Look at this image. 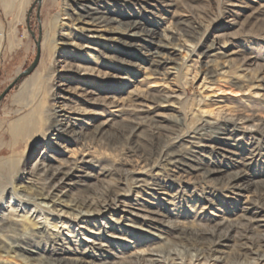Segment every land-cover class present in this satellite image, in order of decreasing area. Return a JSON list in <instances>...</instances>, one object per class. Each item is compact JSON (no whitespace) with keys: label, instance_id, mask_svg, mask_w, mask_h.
Masks as SVG:
<instances>
[{"label":"rangeland","instance_id":"1","mask_svg":"<svg viewBox=\"0 0 264 264\" xmlns=\"http://www.w3.org/2000/svg\"><path fill=\"white\" fill-rule=\"evenodd\" d=\"M33 4L34 0L5 3L0 0V94L31 65L36 55V41H39L40 53L34 71L21 78L0 102V198H3L2 204L10 206L3 205L0 209L1 244L14 243L24 234L15 230L14 223L2 221L13 207L18 218H25L21 222L23 231L32 234L26 247L29 246L32 251L29 256L34 258L50 255V249L64 255L74 250L88 252L91 244L84 239L105 245L95 246L99 252L91 253L99 263L110 262L114 255L126 257L133 252L158 248L161 242L157 238L123 226L121 213L106 211L107 219L99 221L92 217L90 223L51 220L52 217L41 213L25 198L11 195L9 190L3 193L5 187L17 180L30 193L45 187L38 176L27 174L38 163L58 166L79 158L91 163L77 173L83 176L80 181H69L78 182L66 187L69 197L80 199L105 186L123 194L119 201L109 202L110 208L117 205L126 210L131 207L152 211L181 228H212L224 220L244 223L243 215L246 218L254 215L250 212L255 209L245 211L251 207L250 199H256L253 190L237 194L223 188L222 182L225 176L237 171L246 173L249 184L264 182V138L256 133H243L241 124L224 126L219 120L220 116L247 114L264 119V83H256L257 73L241 71L244 59L252 63L248 70L264 67V0H89L77 6L72 0H42L39 6ZM71 10L77 14L96 10L97 15L110 11L109 16L118 21L113 23L114 27L124 28L136 23L131 33L142 36L104 34L101 39H95V34L69 35L72 28L66 14ZM165 36L179 43L182 52L158 48L156 44L164 42ZM52 41L60 43L56 46L59 50L51 51ZM64 41L76 46L64 47ZM212 41L218 50L208 52ZM216 52L234 54L231 62L225 63ZM82 59L90 60L93 65H87ZM211 60L216 63H210ZM66 65L95 66L98 70L92 77H83L64 71L62 67ZM53 78H57V83L65 80L74 91L81 88L93 94L94 99L88 104L76 103L90 113L87 114L91 118L90 125L111 118L117 126L107 127L101 140L88 141L92 128L83 129L88 141L85 147L74 142L69 134L53 135L52 131L56 132L50 131L51 122L45 121ZM139 94H167L174 98L163 104L164 107L137 113L139 107L132 100ZM118 111L121 115L115 117ZM157 113L173 116L177 121L157 122L154 117ZM199 118L202 124L197 128ZM29 119L33 122L31 128L20 134L18 127ZM128 119L144 122L140 131L147 140L151 138V128L159 123L171 129L173 136L181 133L183 139L165 142L166 151H181L185 156L182 163L221 170V173L207 182L191 168L158 158L156 149L142 139L132 138L127 142L120 133L126 130L123 126H127ZM192 135L211 148H191ZM133 178L140 181L132 184ZM147 183H154L156 187L150 190L145 187ZM254 216L261 218V214ZM45 217L57 226L55 229L61 237L69 240L56 244L45 240L44 234L35 229L36 221L43 222ZM108 218L119 223L114 224ZM252 225V236L264 232V224ZM166 232L165 236L176 242L173 239L176 233ZM231 236L227 252L233 253L239 251L244 241L235 238V233ZM167 250L183 253L179 245ZM0 264L24 263L0 250Z\"/></svg>","mask_w":264,"mask_h":264},{"label":"bare ground","instance_id":"2","mask_svg":"<svg viewBox=\"0 0 264 264\" xmlns=\"http://www.w3.org/2000/svg\"><path fill=\"white\" fill-rule=\"evenodd\" d=\"M2 1L5 3L9 2L10 0ZM86 1L89 0H72V4H76L75 6H77L79 5V2L83 3ZM28 3L29 1L24 4L28 5ZM262 9H264V5H262ZM96 12V10L84 11V14H77L76 12L71 10L70 14H66L69 17L68 20L70 21L72 28V32L70 31L69 35L71 33L78 34V36H84L83 34L86 33L95 34V39H101L104 34L128 37L142 36V34L131 33V31L137 27L136 23H134V25H127L124 28L114 27L113 23L118 21L116 18H112L109 16L111 14L110 11L106 13H100V15H97ZM63 35L67 36L68 34ZM174 35H176V33H174ZM163 40L164 42H159L156 44L158 48L164 49L168 52H182L180 51L181 45L173 41L171 37L165 36ZM59 44V42L52 41L50 44L51 51L55 52L59 50L58 48H56V46ZM64 45V47L76 46L70 41H64ZM215 45L216 44L214 41L210 42V44L208 45V52H214L215 50L217 51L218 49L216 48L217 46L215 47ZM84 48H90V50L92 51L97 50L95 47ZM186 51H190V54H193L191 53L192 51L188 48H186ZM215 54L221 55L222 58H224L223 62L229 63L232 59L230 57L234 53L225 54L221 52H216ZM156 56L159 57V53ZM81 61L87 63V65H93L90 60L82 59ZM210 63H216V60H211ZM251 65L252 63L251 61H249V59L242 60L241 67H243L244 69H242L241 71L246 73H257L258 76L256 77V83H264V67L256 66L253 69L248 70L249 68H251ZM62 69L71 74H81V76L83 77H92V74H95L98 70V68L95 66L93 68V66L80 65H66L64 68L62 67ZM20 74L21 73H19V75ZM47 79H51L50 75H48ZM56 80L57 78H53L52 86L51 88H49V93L51 94V103L45 111V121L51 122L50 131L54 130L56 132L55 134L52 131L53 135L56 136L61 132L69 134L74 142H78L80 146L85 147L86 145H88L89 140L103 139L105 137V132H107V127L117 126V124H115V122H113L111 118L105 119L104 121H101L98 124L90 125L91 118L87 115L90 113L77 106L76 103L83 102L85 104H88V102L92 100L93 94L90 91L85 92V89L81 88L77 89V91H74V89L68 87L65 80L60 81V83L55 82ZM258 87L259 86H257V88ZM171 98L174 97H171L167 94H139L136 95L134 97V100L132 101L133 103H137L139 109H137L135 112L138 113L143 112V109L146 111L151 109L155 110L158 107H164L163 104L168 103ZM120 115V111H118V114L114 116L120 117ZM154 117L157 119V122H164L169 119L177 121V119L170 115H162L157 113L154 114ZM200 120V118L197 120V128L202 124ZM31 121L30 119L25 120L24 124L18 127L20 128L18 129L20 130V134H23V132L26 133L27 129L29 130L31 128V123L33 124V122ZM219 121L220 123L224 124V126H236L238 124H241L242 126L240 125V128L243 133H256L260 135L261 138H264V119H257L256 116L247 114L231 116L229 118L220 116ZM127 123V126H123V128L127 127L126 130L120 133L124 140H126L127 142H129L132 138L142 139L144 142H146L147 145L156 149L155 153L157 154L156 156L158 158L160 157L161 159H164L163 161H168V163L171 162L176 164L178 162L179 164H182V166L191 168L194 171L199 172L200 178L207 182L213 180L216 174L221 173V170L213 168L202 169L199 168L200 166L192 167V165H186L187 162L182 163V161L185 160L183 152L166 151V146H168L166 144L168 142L167 140L173 142L176 139H183V137L181 138V133L177 132L173 136V132L171 129L167 128L166 126H160L159 123L151 128V138L147 140L140 131V126L142 125V123H144L142 120L128 119ZM206 124L216 125L217 123L206 122ZM85 128H92V131L90 130L92 132V135H90V138L87 139L88 141L84 137L85 132L83 129ZM196 131L194 130L195 134ZM190 138L192 139V141H190L189 143L192 146L191 148H193L194 150L201 147L209 149L211 148L210 146L201 144V139L195 137L194 135H192ZM138 146L141 145L139 144ZM133 148H136V145ZM136 152L138 151L136 150ZM140 155L142 154L140 153ZM88 163L91 162L88 160H84V158L73 159L68 162H64L63 164H58V166H49L44 165L43 163H38L34 167L30 168V170L27 171V174L30 177L38 176L42 180L43 185H45V187H38L37 190L33 189L34 191L30 193L27 190V187H25L21 183H18L17 180L16 182H11L9 186L5 187L3 189V193L9 190V193L11 195H17L20 196V198H25V200L32 202L33 207L38 209L41 213H44L48 217H52L51 220L69 219L70 221L74 220L90 223L91 221H89V219H91L92 217H96L94 219L98 220L107 219V216L105 215L106 211H110L112 213L117 214L121 213L124 216L121 215L119 218L122 219L123 222H125V225L123 226L134 227L133 229H138L141 232H144L157 238L158 242H161L158 248L153 250L149 249V251L144 250L139 252H133L126 257L123 255H114L110 262L102 261L99 263L97 262V258L91 253L99 252V250H96L95 246L101 248L105 245L96 243L94 242V240L84 239V242L91 244L90 247L87 248L88 252L83 251L81 253L79 251L77 252L74 250L73 253L64 255L61 253H57L58 250L50 249V255L45 257L38 255L39 251L35 249L34 252L38 256L34 258L32 256H29V254L32 252L29 250V246L26 247V241L28 239H31L32 234H26L23 231L21 222L24 221L25 218H18L16 213H14L12 207L8 211V214H6L5 217H2V221H9V223H14V225L16 226L15 230L21 231L24 234H22L23 236H21L20 239H18L14 243L1 244V242L0 250H2L3 253L10 255V257L17 259L24 264H264V232L262 231L263 233L252 236V232L254 229V225L252 224H264V219L262 218L264 217V182L254 184L247 183V175L243 171H237L225 176L224 181L222 182V186H224L223 188L236 192L237 194L240 192L247 191L249 189L253 190L254 198L256 199H250L249 202L251 207L245 209V211L249 213V211L255 209L256 212L254 211L250 213L254 215L261 214L260 219H256L254 215L248 218H246L247 216L245 217L243 215L242 220H245L244 223H241V221L239 220L234 222H228L224 220L218 222L212 228H181L179 227V225L173 222L169 223L166 219L162 218L161 215L152 211H144L140 210L139 208L133 209L131 207H129L130 210H126L123 208L121 209L117 205L114 206L116 207L114 209L110 208L109 204L114 201H119L123 194L117 191L110 190L105 186L102 189L94 192L95 194L87 195L80 199L69 197L67 194L68 189H66V187L74 183H78L76 181H80V179L83 178L81 174L77 173L81 170L82 167L87 166L86 164ZM144 171L145 170L141 171V173L138 172L137 175L140 176ZM73 179L77 180L72 182L71 184L69 181H72ZM139 181L140 180H138V178H133L131 182L132 184L135 183L136 185ZM145 187L150 190H153L156 186L154 183H147ZM13 199L14 196L10 198V200ZM0 200L1 209L3 208V205H6L7 203L2 204V197L0 198ZM7 206L9 205H6V207ZM45 218L43 222L36 221L37 227L35 228L38 229L40 233L44 234V236L42 235L43 238L45 240L51 241L54 244H56L58 241L61 243L67 241L68 238H63L60 236L61 234H58V231L55 229L57 226L52 225V223H49V221L47 220V217ZM108 220L114 222V224L119 223V220H113L110 218H108ZM237 229H241V231L236 232ZM167 230L174 231L176 233L173 238L176 242H172L170 238H167L165 236L166 233H168L166 232ZM231 233H235V238H242V241H244L239 246V251H235L233 253L227 252L228 243L231 238H233L231 236ZM176 245H179L183 249V253L167 250V248H170V246Z\"/></svg>","mask_w":264,"mask_h":264},{"label":"water","instance_id":"3","mask_svg":"<svg viewBox=\"0 0 264 264\" xmlns=\"http://www.w3.org/2000/svg\"><path fill=\"white\" fill-rule=\"evenodd\" d=\"M41 3H42V0H35L33 6H35V5L39 6ZM35 44H36V55H35L33 62L12 83H10L5 88V90L0 94V102L5 98V96L9 93V91H11V89L17 84V82L19 81L20 78L29 76L34 71V69L36 68V66L39 62V56H40L39 41H36Z\"/></svg>","mask_w":264,"mask_h":264},{"label":"trees","instance_id":"4","mask_svg":"<svg viewBox=\"0 0 264 264\" xmlns=\"http://www.w3.org/2000/svg\"><path fill=\"white\" fill-rule=\"evenodd\" d=\"M22 78H23V77H22ZM20 79H21V78H20ZM20 79H19V80H20Z\"/></svg>","mask_w":264,"mask_h":264}]
</instances>
